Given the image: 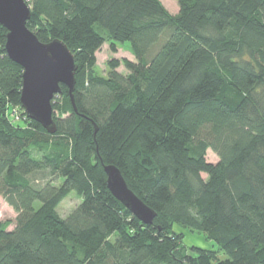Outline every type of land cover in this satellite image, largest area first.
<instances>
[{
	"label": "trees",
	"instance_id": "16d2710c",
	"mask_svg": "<svg viewBox=\"0 0 264 264\" xmlns=\"http://www.w3.org/2000/svg\"><path fill=\"white\" fill-rule=\"evenodd\" d=\"M25 1L38 41L74 56L76 111L61 86L54 134L13 121L23 71L0 26V197L16 213L0 221V264H264V0H176L174 15L160 0ZM105 43H129L134 61L109 62L126 75H95ZM104 165L151 225L111 195Z\"/></svg>",
	"mask_w": 264,
	"mask_h": 264
},
{
	"label": "water",
	"instance_id": "95a60500",
	"mask_svg": "<svg viewBox=\"0 0 264 264\" xmlns=\"http://www.w3.org/2000/svg\"><path fill=\"white\" fill-rule=\"evenodd\" d=\"M29 18L30 8L25 0H0V26L6 30L5 52L23 71L19 105L28 119L54 134L52 103L61 94V86L67 89L76 111L73 101L76 64L62 41L39 42L26 26ZM103 171L111 195L142 224L151 225L155 212L127 187L118 168L104 165Z\"/></svg>",
	"mask_w": 264,
	"mask_h": 264
},
{
	"label": "rangeland",
	"instance_id": "374dc122",
	"mask_svg": "<svg viewBox=\"0 0 264 264\" xmlns=\"http://www.w3.org/2000/svg\"><path fill=\"white\" fill-rule=\"evenodd\" d=\"M163 7L168 11V13L174 15L178 12V5L176 0H160ZM118 61L119 63L122 60L134 61V57L130 52L129 43L118 44L115 46V52L111 51L107 43L103 44L101 48L96 52V64H95V75L98 77L107 78L113 71L118 72L119 74L126 75L123 65H119L115 70H112L109 66V62ZM13 110L12 116L13 121L18 120V117L25 114L24 110L20 112L18 107L14 106L11 108ZM19 115V116H18ZM26 115V114H25ZM206 161L215 163L217 162V156L208 149L206 151ZM80 203V198L74 194H69L58 206L57 212L62 218L67 217ZM16 213L11 207H9L5 201L0 197V221L10 222L11 225L9 229L13 227L15 221ZM174 231L178 234H181L183 239L182 242L186 248L197 247L200 249H213L214 245L211 242H208L205 237L190 233L188 231L182 230L179 227H174Z\"/></svg>",
	"mask_w": 264,
	"mask_h": 264
}]
</instances>
